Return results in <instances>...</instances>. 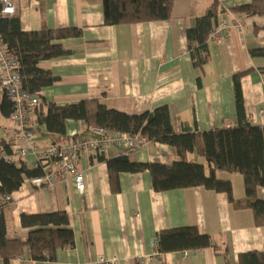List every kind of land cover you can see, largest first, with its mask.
<instances>
[{
	"label": "crops",
	"instance_id": "crops-1",
	"mask_svg": "<svg viewBox=\"0 0 264 264\" xmlns=\"http://www.w3.org/2000/svg\"><path fill=\"white\" fill-rule=\"evenodd\" d=\"M224 13L220 19H240L221 43L210 41V60L203 69L194 67L187 31L206 15L214 0H176L166 21L109 26L105 24L102 0H15L23 31L82 29L80 38L59 41L72 53L41 62L58 81L41 91L42 104L67 105L99 100L109 109L139 115L167 105L178 133L205 132L239 125L235 74L252 70L241 79L246 118L264 127V57L252 49L264 48V16L236 15L231 8L252 0H217ZM5 92L0 86V105ZM34 145L46 148L53 142L46 128L34 127ZM88 132L84 123L69 121L67 136ZM0 136L14 153L13 159L35 167L36 158L21 155L26 145L10 118L0 110ZM126 155L139 163L172 165L171 147L149 142L124 150L110 148L104 155H83L79 171L85 190L58 181L54 187H37L26 179L11 195L5 213L10 241L26 242L29 229L21 216L66 211L76 238L73 249L59 250L54 262L22 257L0 264H97L103 256L114 264H239V256L264 252V226H257L250 209H238L224 193L202 187L159 193L149 172L121 173L111 180L105 159ZM190 161L201 162L196 154ZM202 163V162H201ZM207 166V163H203ZM217 177L232 183L234 198L246 197L244 177L218 171ZM264 200V188L258 189ZM6 202L0 197V205ZM196 226L209 235L217 248L160 254L153 246L160 231Z\"/></svg>",
	"mask_w": 264,
	"mask_h": 264
},
{
	"label": "trees",
	"instance_id": "trees-1",
	"mask_svg": "<svg viewBox=\"0 0 264 264\" xmlns=\"http://www.w3.org/2000/svg\"><path fill=\"white\" fill-rule=\"evenodd\" d=\"M105 24L128 25L171 19L176 0H102ZM236 15L245 17L264 16V0H252L231 8ZM224 10L214 0L209 11L196 20L187 31L188 44L194 67L203 69L210 60L209 36L217 25ZM82 29H52L43 26L36 31H23L18 15L3 17L0 3V39L8 51L21 65L22 88L36 95L54 85L58 77L40 66L41 62L71 55L59 41L80 38ZM253 57H264V48L252 49ZM246 70L234 75L235 98L239 125L205 132L178 133L174 130L170 109L167 105L135 115L109 109L99 100H82L78 103L57 105L43 103L32 119V129L44 126L47 135L57 145L71 141L67 136L68 122H82L88 132L97 126L108 130L142 135L149 142L168 145L176 160L172 165L162 163L132 162L126 155L105 159L112 181L119 183L121 173L149 172L153 188L164 193L174 190L202 187L206 190L227 195L230 203L238 209H250L257 226H264V200L258 189L264 188V127L253 125L247 118L242 93L241 79L251 73ZM4 118H10L13 103L5 97L0 105ZM196 154L205 159L190 161ZM14 153L5 138L0 136V197L6 202L0 205V257L6 263L22 257L26 250L30 259L38 262H54L59 250L73 249L76 238L66 211L21 216L24 228L29 229L26 242L7 239L8 225L5 209L11 195L19 190L26 179L41 176V168L30 167L24 161L6 160ZM218 171L238 173L244 177L246 197L242 201L234 198L232 183L217 177ZM160 254L199 251L217 248L209 235L201 234L196 226L163 229L157 236ZM239 264H264V252H248L239 256Z\"/></svg>",
	"mask_w": 264,
	"mask_h": 264
},
{
	"label": "built area",
	"instance_id": "built-area-1",
	"mask_svg": "<svg viewBox=\"0 0 264 264\" xmlns=\"http://www.w3.org/2000/svg\"><path fill=\"white\" fill-rule=\"evenodd\" d=\"M1 14L9 17L16 14L15 0H0ZM240 19L228 22L220 19L211 31L209 40L221 43L228 31ZM21 65L2 43L0 39V86L7 98L13 103L14 111L10 120L19 133V139L26 145L20 148L21 155H33L36 158L35 167L41 168L42 175L29 179L30 184L37 187L52 188L58 181L72 184L78 192H84V174L79 171V161L83 155H104L110 148L118 147L124 150H132L149 143L142 135H131L125 132L108 130L103 127H89L88 135L72 134L71 141L63 145L50 143L46 148H40L35 144L36 134L33 132L32 119L36 109L42 104L39 94L32 95L22 88ZM6 160L13 161L8 155H3ZM158 249V242H153ZM187 252L185 253V255ZM116 260H108L101 256L97 264H114Z\"/></svg>",
	"mask_w": 264,
	"mask_h": 264
},
{
	"label": "rangeland",
	"instance_id": "rangeland-1",
	"mask_svg": "<svg viewBox=\"0 0 264 264\" xmlns=\"http://www.w3.org/2000/svg\"><path fill=\"white\" fill-rule=\"evenodd\" d=\"M201 160L202 163H205V159L198 157V160Z\"/></svg>",
	"mask_w": 264,
	"mask_h": 264
}]
</instances>
